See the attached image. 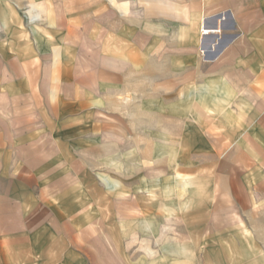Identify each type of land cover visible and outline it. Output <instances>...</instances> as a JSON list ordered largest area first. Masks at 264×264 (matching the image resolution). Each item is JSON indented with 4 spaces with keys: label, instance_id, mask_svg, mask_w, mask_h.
Here are the masks:
<instances>
[{
    "label": "rangeland",
    "instance_id": "rangeland-1",
    "mask_svg": "<svg viewBox=\"0 0 264 264\" xmlns=\"http://www.w3.org/2000/svg\"><path fill=\"white\" fill-rule=\"evenodd\" d=\"M179 29L153 23L147 40L116 28L86 48L87 100L101 109L56 192L67 264H264V175L244 148L253 94L223 110L192 24ZM215 114L241 125L214 126Z\"/></svg>",
    "mask_w": 264,
    "mask_h": 264
},
{
    "label": "crops",
    "instance_id": "crops-1",
    "mask_svg": "<svg viewBox=\"0 0 264 264\" xmlns=\"http://www.w3.org/2000/svg\"><path fill=\"white\" fill-rule=\"evenodd\" d=\"M188 2L0 0V264L71 257L70 236L53 229L56 192L70 174V145L87 143V112L101 109L87 100V79L97 73L87 72L86 48L102 44L103 32L137 29L149 40L153 23L192 24L212 100L228 111L253 94L258 129L243 141L264 175V0ZM202 27L211 31L205 40ZM237 117L227 124L215 114L214 126H240ZM76 257L68 264H82Z\"/></svg>",
    "mask_w": 264,
    "mask_h": 264
},
{
    "label": "bare ground",
    "instance_id": "bare-ground-1",
    "mask_svg": "<svg viewBox=\"0 0 264 264\" xmlns=\"http://www.w3.org/2000/svg\"><path fill=\"white\" fill-rule=\"evenodd\" d=\"M211 31H209L207 28L202 27V33L203 35L209 34Z\"/></svg>",
    "mask_w": 264,
    "mask_h": 264
}]
</instances>
